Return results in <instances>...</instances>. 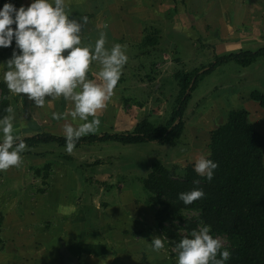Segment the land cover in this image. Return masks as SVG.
Listing matches in <instances>:
<instances>
[{
    "label": "rangeland",
    "instance_id": "rangeland-1",
    "mask_svg": "<svg viewBox=\"0 0 264 264\" xmlns=\"http://www.w3.org/2000/svg\"><path fill=\"white\" fill-rule=\"evenodd\" d=\"M188 34L191 38L173 32L159 36L160 48L172 52L167 55L165 68L157 67L155 82L145 79L153 68H145L144 63L140 68L135 60L127 62L125 80L116 86L106 109L96 114L101 124L91 135L131 130L144 118L160 125L171 113V89L165 86L167 89L159 92L156 83L166 81L168 78H163L176 69L213 62L212 50L217 55L229 53L221 51L219 45H207L205 39L203 44L209 47L201 46L195 33ZM132 46L125 49L128 56L139 53V48ZM253 91L264 94V56L247 67L234 61L219 65L203 77L191 93L185 129L174 145L107 141L86 143L71 153L66 146L40 145L35 152L53 154L24 157L19 167L0 171V191L8 192L0 197V264H74L62 250V243L72 250L78 264H176L178 253L156 225L150 194L142 180L153 163L194 166L200 155L209 152L210 132L226 121L229 110H246L264 137V109L249 98ZM66 123L75 126L80 121ZM53 135L65 137L60 130ZM97 160L96 168L86 166ZM183 217L191 221L196 214L184 212ZM175 224L182 229L186 225ZM178 233L184 235L185 231ZM154 236L164 241L159 251L152 248ZM217 238L222 247L228 245L225 238Z\"/></svg>",
    "mask_w": 264,
    "mask_h": 264
},
{
    "label": "trees",
    "instance_id": "trees-1",
    "mask_svg": "<svg viewBox=\"0 0 264 264\" xmlns=\"http://www.w3.org/2000/svg\"><path fill=\"white\" fill-rule=\"evenodd\" d=\"M157 28L152 23L151 26L144 27V37L136 46L139 48V53L129 57L128 60L138 61L140 68H143L141 64L144 63L145 68L154 69L151 75L145 77L150 83L155 82L158 74L156 69L162 61L163 53L166 52L159 46ZM198 41L201 46L209 47L203 44L201 38ZM261 56H264V44L256 49H245L223 55H217L212 50L213 62L199 67L176 69L171 76L163 78H168L166 81L156 83L155 86H158L156 90L159 92L167 89L165 86L171 89L169 101L172 103V108L165 122L154 125L144 118L131 130L81 137L75 148L86 143L107 141L123 145L151 142L174 145L185 129L184 115L192 98L191 93L202 78L210 75L219 65L234 61L247 67ZM171 82L172 87H170ZM2 96L0 115H5L4 109L9 106V101L6 98L7 90L4 88ZM249 98L264 109V94L253 91L249 94ZM22 139L26 144L22 153L23 158H45L53 154L52 151L35 152L40 145L66 146L65 137L50 133L35 134ZM208 150L210 158L219 165L211 181L199 177L193 165L184 168L176 164L151 165L142 184L150 194L149 204L154 209L156 225L174 250H176L175 245L185 236H190L192 230L198 229L203 224L210 225L211 234L214 237L225 238L228 243L221 249L232 253L227 264H264V137L250 121L246 110L232 109L227 112L226 121L210 132ZM63 159L74 161L68 156H63ZM99 163L97 160L86 166L96 168ZM198 179L201 181L200 184H195L194 181ZM193 188H202L205 196L189 205L178 199L179 193ZM184 212L195 213V219L185 221ZM175 222H184L186 225L182 229ZM1 223L0 218V232ZM179 230H184L185 234H179Z\"/></svg>",
    "mask_w": 264,
    "mask_h": 264
},
{
    "label": "clouds",
    "instance_id": "clouds-1",
    "mask_svg": "<svg viewBox=\"0 0 264 264\" xmlns=\"http://www.w3.org/2000/svg\"><path fill=\"white\" fill-rule=\"evenodd\" d=\"M87 17L75 18L67 10L66 0H30L16 7L5 3L0 8V48H11L4 63L3 81L9 92L21 95L37 107L53 99L63 98L72 105L66 113H52V119L68 116L80 123L63 126L66 148L71 153L82 136L94 133L101 124L96 115L106 109L129 57L120 43L106 47V34L101 32L94 46L85 44L82 29ZM93 62H99L97 78L90 77ZM0 115V171L19 167L23 162L25 141L15 130L16 113L13 106ZM91 117V119H89ZM218 162L210 153L202 154L194 163V171L211 181ZM195 180V184H200ZM202 188L178 194L189 205L202 199ZM154 251L164 248L161 237L151 240ZM176 264H227L232 253L221 250L219 238L211 234V226L201 225L176 245ZM105 264V262H101Z\"/></svg>",
    "mask_w": 264,
    "mask_h": 264
},
{
    "label": "crops",
    "instance_id": "crops-1",
    "mask_svg": "<svg viewBox=\"0 0 264 264\" xmlns=\"http://www.w3.org/2000/svg\"><path fill=\"white\" fill-rule=\"evenodd\" d=\"M5 3H13L18 8L28 5L30 0H0V8ZM66 4L73 17H87L82 38L85 44L93 46L100 33L104 32L106 47L110 48L115 43H120L124 50L131 45L135 47L144 37V27L155 22L161 23L157 26L160 37L173 32L191 38L188 33L193 32L203 42L205 39L207 45H219L223 52L251 49L264 42V0H66ZM11 52V48H0V63L6 62ZM170 52L163 53L158 67L165 68ZM100 67L99 62H93L91 78H97ZM126 68H129L127 64L121 76L123 81ZM5 70L6 66L0 65V101L3 100L4 88L9 105L15 110V130L21 139L42 133L57 134L58 130L64 131L61 126L67 120L75 122L70 116L59 121L52 119L53 112L66 113L72 107L62 97L51 100L44 107H37L21 95L9 92L3 81ZM7 195L6 190L0 191V197ZM67 250L73 255L70 248Z\"/></svg>",
    "mask_w": 264,
    "mask_h": 264
},
{
    "label": "water",
    "instance_id": "water-1",
    "mask_svg": "<svg viewBox=\"0 0 264 264\" xmlns=\"http://www.w3.org/2000/svg\"><path fill=\"white\" fill-rule=\"evenodd\" d=\"M62 250L64 251V252H67L68 254H69V252L67 251V249L65 248V246H64V244L62 243ZM70 256H72L71 254H69ZM72 263H74V264H78L77 263V260L73 257L72 258Z\"/></svg>",
    "mask_w": 264,
    "mask_h": 264
},
{
    "label": "flooded vegetation",
    "instance_id": "flooded-vegetation-1",
    "mask_svg": "<svg viewBox=\"0 0 264 264\" xmlns=\"http://www.w3.org/2000/svg\"><path fill=\"white\" fill-rule=\"evenodd\" d=\"M70 254V253H69ZM67 252H66V255H67V258L71 261V263H72V258H73V256H70Z\"/></svg>",
    "mask_w": 264,
    "mask_h": 264
}]
</instances>
